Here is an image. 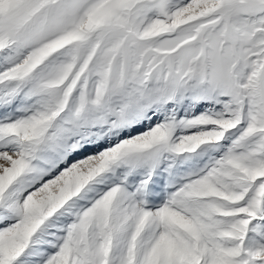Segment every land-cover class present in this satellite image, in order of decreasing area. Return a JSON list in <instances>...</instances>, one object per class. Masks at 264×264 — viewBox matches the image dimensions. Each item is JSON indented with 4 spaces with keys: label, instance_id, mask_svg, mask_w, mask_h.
Returning a JSON list of instances; mask_svg holds the SVG:
<instances>
[{
    "label": "snow or ice",
    "instance_id": "1",
    "mask_svg": "<svg viewBox=\"0 0 264 264\" xmlns=\"http://www.w3.org/2000/svg\"><path fill=\"white\" fill-rule=\"evenodd\" d=\"M0 264H264V0H0Z\"/></svg>",
    "mask_w": 264,
    "mask_h": 264
}]
</instances>
